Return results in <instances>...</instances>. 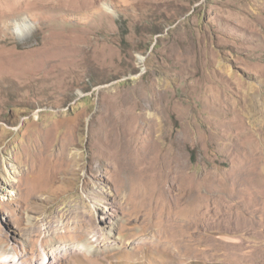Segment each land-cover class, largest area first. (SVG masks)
I'll return each instance as SVG.
<instances>
[{"label":"rangeland","instance_id":"rangeland-1","mask_svg":"<svg viewBox=\"0 0 264 264\" xmlns=\"http://www.w3.org/2000/svg\"><path fill=\"white\" fill-rule=\"evenodd\" d=\"M0 235V264H264V0H0Z\"/></svg>","mask_w":264,"mask_h":264},{"label":"bare ground","instance_id":"bare-ground-1","mask_svg":"<svg viewBox=\"0 0 264 264\" xmlns=\"http://www.w3.org/2000/svg\"><path fill=\"white\" fill-rule=\"evenodd\" d=\"M18 25L19 26H21L22 28H23V26H24V24H23V21H21V22H19L18 23ZM25 26H26V24H25ZM120 86V85H119ZM157 88V87H156ZM131 93H132V91H131ZM148 93V92H147ZM128 94V93H127ZM162 94H163V92H162ZM162 94H159V95H156V96H149V95H145L143 92H140L139 94H137V93H135V94H130L129 95V98H132V103L133 104H135V106L136 107H139L140 108V110H142V111H144L145 109H147L148 107L150 108V103H153V102H155V103H157V101H159V103H160V101L162 102L163 101V99H164V96L162 95ZM164 102V101H163ZM129 103H131L130 101H129ZM155 106V105H154ZM161 106V105H160ZM148 110V109H147ZM126 170H127V167H126V163L124 162V164L123 165H121V168H120V172L121 173H125L126 172ZM125 176V175H124ZM125 179H126V176H125ZM122 183H123V181H122ZM124 184V183H123ZM123 184H119V186H118V190H117V193L115 194V196L116 197H118L121 193V191H122V189H123ZM105 203V202H104ZM196 219V218H195ZM194 219V220H195ZM84 222V224L85 225H87V223L85 222V221H83ZM82 222V223H83ZM193 223H195L194 221H193ZM84 226V225H83ZM177 226L179 227V228H181L182 226H183V222H180L179 220H178V222H177ZM93 227H95L94 226V224L93 223H91L90 224V228H93ZM181 229H179V230H177L176 231V233H175V235H174V237L176 238L175 239V242L176 243H181V241H182V234H181V231H180ZM97 234H98V237H101L102 238V240L103 241H105V238L103 237V235L101 234V233H99L98 231H97ZM102 235V236H101ZM79 238V237H78ZM3 241H5V238H4V236H1L0 235V242H3ZM2 251H4L3 249H4V247L2 246ZM73 249H75L76 251L73 253V254H77V251L79 250V252L80 251H87V252H89V251H94L95 250V247H93L92 245H90L89 244V242L87 241V240H81V241H79V242H77V243H74V245H73ZM79 254V253H78ZM44 256H45V254H44Z\"/></svg>","mask_w":264,"mask_h":264}]
</instances>
